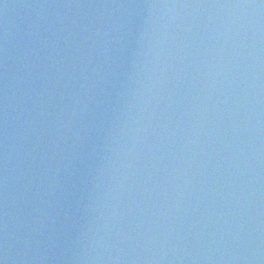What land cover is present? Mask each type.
Here are the masks:
<instances>
[{
    "label": "water",
    "instance_id": "1",
    "mask_svg": "<svg viewBox=\"0 0 264 264\" xmlns=\"http://www.w3.org/2000/svg\"><path fill=\"white\" fill-rule=\"evenodd\" d=\"M0 264H264V0H60Z\"/></svg>",
    "mask_w": 264,
    "mask_h": 264
}]
</instances>
